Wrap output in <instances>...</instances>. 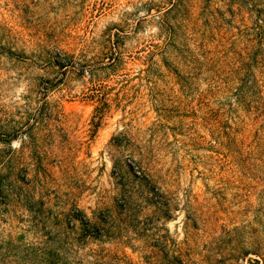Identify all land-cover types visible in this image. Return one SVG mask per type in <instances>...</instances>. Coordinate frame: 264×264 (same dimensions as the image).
I'll list each match as a JSON object with an SVG mask.
<instances>
[{
  "label": "rangeland",
  "instance_id": "374dc122",
  "mask_svg": "<svg viewBox=\"0 0 264 264\" xmlns=\"http://www.w3.org/2000/svg\"><path fill=\"white\" fill-rule=\"evenodd\" d=\"M0 264H264V0H0Z\"/></svg>",
  "mask_w": 264,
  "mask_h": 264
}]
</instances>
